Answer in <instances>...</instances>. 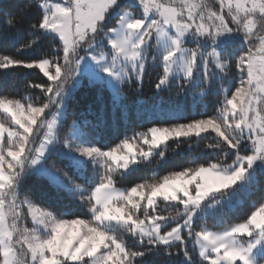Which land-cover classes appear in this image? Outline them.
I'll use <instances>...</instances> for the list:
<instances>
[{
    "label": "snow or ice",
    "instance_id": "1",
    "mask_svg": "<svg viewBox=\"0 0 264 264\" xmlns=\"http://www.w3.org/2000/svg\"><path fill=\"white\" fill-rule=\"evenodd\" d=\"M20 40L40 55L0 70L46 80L36 103L0 96V264H264V0L0 3V41ZM150 71L152 103H124Z\"/></svg>",
    "mask_w": 264,
    "mask_h": 264
},
{
    "label": "trees",
    "instance_id": "2",
    "mask_svg": "<svg viewBox=\"0 0 264 264\" xmlns=\"http://www.w3.org/2000/svg\"><path fill=\"white\" fill-rule=\"evenodd\" d=\"M0 3H6L9 5H15L17 3V0H0ZM24 41L20 40L16 43L12 42H4L0 41V55L8 54L13 56L16 59L23 60L25 62H31L32 60L38 58L40 53L36 49H25L23 47ZM48 55H54V53H48ZM159 71V70H157ZM151 78L152 83H149V79ZM157 72L150 71V74H146L145 80H144V91L143 93L136 94L132 92L131 90H128L126 88V91H128V95L125 97L124 103L132 106L133 102L136 101L138 98L140 100L146 101L148 104L152 103V101L149 99L151 96V92L154 86V83L157 79ZM46 80V77L42 76V73L39 72L37 69H27L22 66L12 67L6 71L0 70V96L7 95L9 98H20L21 96H24L25 94H28L29 97H31V102H38V99L40 97L39 89L37 88H31L29 87L30 84H42ZM167 92L163 93L164 96H167ZM107 95V93H106ZM76 100L79 101V104L81 107H83L86 103L91 102L92 96L91 94L87 95V98H85V90L81 89L76 94ZM195 107V106H194ZM202 109L195 108V111L199 113ZM207 115H212L214 111V105L212 103H209L207 109ZM193 118L191 115L189 116V119ZM194 118H200L199 115H197ZM171 123V122H169ZM152 125L150 124H144L143 127H140L139 125H134L129 128L128 135L131 136L133 134V131H143L146 130L148 127ZM63 135V132L61 133ZM117 141H113L112 144L116 143ZM213 139L211 136L207 137L206 139L199 141V146L197 147V141L195 138H193L192 141H189L188 143L193 144L192 152H200L202 149H204L206 144L213 143ZM112 146V145H110ZM177 149V144L174 141H170L168 144V154L169 157L172 159L173 163L179 165L182 163L183 158L174 155L173 150ZM179 151L183 153H187V147L186 144H182L179 147ZM206 156H208L209 159H220L223 154H220L216 157H211L209 154L205 153ZM158 157H153L151 164L146 165L144 167L146 168H153L157 166ZM231 162L230 160L228 161ZM183 166L187 167V164H184ZM174 170H179V167L175 168ZM146 179H151L150 174L142 173ZM139 182L138 180L133 181V183ZM127 186H131V184H128ZM255 198H253L254 200ZM165 206H163L161 209V214H173L175 213L176 209L169 208L167 210H163ZM254 210L247 206L244 208L238 210L237 212L230 214L228 217L225 218L223 223H216L213 220L209 219L206 222L201 221L200 223H205L206 226L212 227V228H223L229 225H233L235 223L243 222L246 219V215L250 214V212ZM199 230V228H197ZM189 250L192 252L191 245H189ZM194 256H196L195 252H192ZM198 258V256L196 257ZM150 259L155 260L157 262H166L168 261V257H166L163 254V250L159 253V255L151 257Z\"/></svg>",
    "mask_w": 264,
    "mask_h": 264
},
{
    "label": "rangeland",
    "instance_id": "3",
    "mask_svg": "<svg viewBox=\"0 0 264 264\" xmlns=\"http://www.w3.org/2000/svg\"><path fill=\"white\" fill-rule=\"evenodd\" d=\"M24 96H26V97H29V95L28 94H25ZM27 102H31V101H25V103H27ZM32 103H34V102H32ZM0 122H3V123H5L6 124V126H9L10 125V120L9 119H7V118H5L4 116H0ZM119 186V185H118ZM164 206V204L162 203L161 205H160V208H162ZM174 214V213H173ZM166 215H168V214H166ZM241 223V222H240ZM234 225V224H233ZM30 226V225H29ZM229 226H231V225H229ZM209 229H211V230H214V231H221V230H223L224 228H226V227H228V226H226V227H223V228H212V227H209V226H207ZM167 230V229H166ZM129 243H131V241H129Z\"/></svg>",
    "mask_w": 264,
    "mask_h": 264
}]
</instances>
